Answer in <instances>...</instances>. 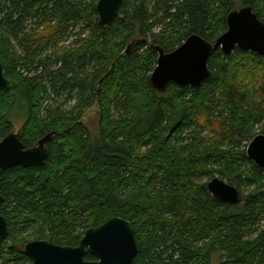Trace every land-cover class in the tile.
Masks as SVG:
<instances>
[{
    "label": "trees",
    "instance_id": "16d2710c",
    "mask_svg": "<svg viewBox=\"0 0 264 264\" xmlns=\"http://www.w3.org/2000/svg\"><path fill=\"white\" fill-rule=\"evenodd\" d=\"M97 2L0 0V58L13 82L0 91L2 136L15 104L25 147L52 133L43 166L0 168L10 225L0 264H30L16 247L32 239L77 246L113 216L134 226V264H211L217 253L219 264H264V171L247 156L264 133V57L216 49L199 86L150 83L152 45L171 52L195 33L215 42L238 2L264 22V0H123L102 29ZM94 105L93 140L82 117ZM214 176L239 190V204L208 190Z\"/></svg>",
    "mask_w": 264,
    "mask_h": 264
},
{
    "label": "water",
    "instance_id": "95a60500",
    "mask_svg": "<svg viewBox=\"0 0 264 264\" xmlns=\"http://www.w3.org/2000/svg\"><path fill=\"white\" fill-rule=\"evenodd\" d=\"M122 1L98 0L96 7L101 29L119 16ZM152 48L158 51L157 65L150 77L155 90L163 92L171 82L197 87L208 78V62L216 49L227 56L240 49L264 57V22L251 6H243L228 14L227 29L215 42L195 33L171 52L158 45ZM12 87L13 82L6 77L0 58V91ZM51 138L52 133H49L37 145L26 148L20 131H11L0 138V168L43 166L49 157L47 144ZM247 156L264 171V133L257 134L248 143ZM207 187L219 200L233 205L240 203L239 190L219 176L212 178ZM4 200L0 193V208ZM9 227L8 219L0 213V244L8 238ZM17 248L30 258L31 264H134L140 251L133 224L121 216H113L88 228L77 246L40 239L30 240ZM89 253L94 260L86 259Z\"/></svg>",
    "mask_w": 264,
    "mask_h": 264
},
{
    "label": "rangeland",
    "instance_id": "374dc122",
    "mask_svg": "<svg viewBox=\"0 0 264 264\" xmlns=\"http://www.w3.org/2000/svg\"><path fill=\"white\" fill-rule=\"evenodd\" d=\"M241 7H243V6L238 2L236 9H240ZM76 40H77V37L72 36L70 38V40L67 43H65V45H70V44L72 45L76 42ZM24 115L25 114L21 113V106L19 104H15L14 106L11 107L10 117H12V119H13V130L14 131H18L22 127ZM82 122L89 128V130L91 132L92 139L93 140L98 139L99 135H100L98 106L94 105V106L88 108L82 117ZM260 133H258V134H260ZM2 137H3L2 132L0 130V138H2ZM214 177H216V176H214ZM214 177H212V178H214ZM32 240H35V239H32ZM221 260H222V253H217L213 256L211 264H219L221 262Z\"/></svg>",
    "mask_w": 264,
    "mask_h": 264
},
{
    "label": "flooded vegetation",
    "instance_id": "af4514ba",
    "mask_svg": "<svg viewBox=\"0 0 264 264\" xmlns=\"http://www.w3.org/2000/svg\"><path fill=\"white\" fill-rule=\"evenodd\" d=\"M19 131V130H18ZM27 148V147H26ZM17 248V247H16ZM30 264H31V260H30Z\"/></svg>",
    "mask_w": 264,
    "mask_h": 264
},
{
    "label": "bare ground",
    "instance_id": "6f19581e",
    "mask_svg": "<svg viewBox=\"0 0 264 264\" xmlns=\"http://www.w3.org/2000/svg\"><path fill=\"white\" fill-rule=\"evenodd\" d=\"M210 180H211V179H210ZM210 180H209V181H210ZM209 181H208V182H209ZM208 182H207V185H208Z\"/></svg>",
    "mask_w": 264,
    "mask_h": 264
}]
</instances>
